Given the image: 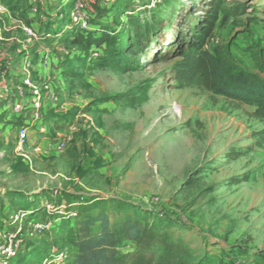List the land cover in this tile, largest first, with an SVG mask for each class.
<instances>
[{
  "label": "rangeland",
  "instance_id": "1",
  "mask_svg": "<svg viewBox=\"0 0 264 264\" xmlns=\"http://www.w3.org/2000/svg\"><path fill=\"white\" fill-rule=\"evenodd\" d=\"M145 1L132 3L138 8ZM0 2L12 22L2 18L11 29L2 31L0 54L14 38L21 39L20 45L37 54L27 59L32 74H41L36 84L52 89L43 102L40 123L45 132L39 130L51 142L47 154L31 148L33 137L24 148L28 159L17 149L18 134L0 140V242L6 234L3 222L13 212L31 210L37 222L51 225L43 234L25 237L17 264H63L52 243L62 248L79 218L100 210L119 220L115 213L120 204L160 223L178 222L174 232L208 264H264V125L250 117V108L197 87H179L171 75L179 59L150 64L142 58L143 67L126 74L97 67L104 48L86 50L69 32L120 30L127 14H119L124 10L119 0ZM222 4L225 13L210 48L227 47L242 67L259 73L264 0ZM78 13L81 18L75 22ZM178 22L180 18L172 22L170 35L180 28ZM24 27L34 28L36 39L30 40ZM13 43L18 44L16 39ZM37 52L52 58L47 69L34 68ZM0 78L6 87L5 75ZM127 93L140 102L130 107L116 99ZM13 96L5 94L8 101ZM61 143L63 151L57 149ZM230 152L239 155L228 157ZM58 248L54 252L63 250ZM246 251L259 256L245 262Z\"/></svg>",
  "mask_w": 264,
  "mask_h": 264
},
{
  "label": "trees",
  "instance_id": "2",
  "mask_svg": "<svg viewBox=\"0 0 264 264\" xmlns=\"http://www.w3.org/2000/svg\"><path fill=\"white\" fill-rule=\"evenodd\" d=\"M119 1L124 9L119 14H127V23L120 30L104 27L97 34L69 32L71 39L86 50L104 48L97 67L126 74L141 69L142 58L150 59V64L179 59L171 70L179 87H197L238 107H248L250 117L264 125V62L259 59V73L252 72L242 67L227 47L209 46L220 15L225 13L222 0H191L190 6H185L187 0H149L138 8L136 2L132 3L134 0ZM128 1L134 6L132 11L128 10ZM178 18L180 28L170 35L172 22ZM185 27L186 32L182 30ZM49 32L47 29L45 34ZM116 99L130 107L140 102L128 93ZM128 207V204L118 206L117 221L109 218L107 210L83 219L79 216L76 228L68 232L62 248L56 247H60L57 242L52 243L54 248L70 250L63 264H208L207 258H197L196 250L174 232L181 226L178 222L160 223L158 218L125 210ZM245 254L248 255L245 262L259 256L251 251Z\"/></svg>",
  "mask_w": 264,
  "mask_h": 264
},
{
  "label": "built area",
  "instance_id": "3",
  "mask_svg": "<svg viewBox=\"0 0 264 264\" xmlns=\"http://www.w3.org/2000/svg\"><path fill=\"white\" fill-rule=\"evenodd\" d=\"M5 16L9 18L8 8L0 2V22H2V18ZM73 17V21L75 22H78L79 18H81L80 13L73 15ZM80 25L82 26V24ZM83 26L85 27V24H83ZM24 31L30 40L36 39L37 35L34 28L24 27ZM51 61L52 58L50 56L43 54L40 57L41 68L44 70L47 69ZM31 70L32 64L26 59L24 61L21 82L15 84L11 90L7 89L0 92V101L14 102L15 100H26L27 107L29 106L31 109V119L29 124L21 127L18 131L17 149L26 159H28V156L26 155L24 148L28 146L30 142V127L37 126V124L42 121L43 102L52 92V89L48 84H43V86H38L36 84V79L39 75L35 77ZM9 92L14 95L13 99L10 101L7 99L8 96L5 98V94ZM12 110L15 114H22L25 111V106L19 103L13 104ZM40 131L44 133L45 129L41 127ZM64 147L65 145L61 143L57 146V149L63 151ZM3 223L6 224V234L4 240L0 242V264H17L20 256L24 253L25 237L29 236L32 238L36 236V234H43L45 231L49 230L51 226L37 222L33 216V212L29 210L13 212ZM28 246L30 247V245ZM54 249L56 248H52L53 253L56 255V252H58V258L62 259L63 257V261H66L69 258L70 250L68 248L61 251L57 250L55 252Z\"/></svg>",
  "mask_w": 264,
  "mask_h": 264
},
{
  "label": "crops",
  "instance_id": "4",
  "mask_svg": "<svg viewBox=\"0 0 264 264\" xmlns=\"http://www.w3.org/2000/svg\"><path fill=\"white\" fill-rule=\"evenodd\" d=\"M10 19L5 16V21H8V25L12 24ZM21 24V23H20ZM2 29L0 28V41L4 40L2 37V33L5 31H9L11 27L7 28L6 22L4 23L2 21ZM3 31V32H2ZM14 39L18 42L16 45L14 42ZM12 40V43L6 44L10 45L8 47V50L4 54H0V61L4 62L0 67H2L1 71H5V73L0 72L1 75H5L6 79L5 82L7 85H10L11 88L15 85L21 82L22 76H23V68H24V61L26 59H30L32 55L33 57H36L37 54L34 50L27 49V46L20 45L21 39L14 38ZM14 46V47H13ZM10 50V51H9ZM38 53V52H37ZM36 54V56H35ZM39 60H34V62L39 63L34 68L42 69L40 65V55L38 53ZM4 69V70H3ZM40 71V70H39ZM58 69H55V73L58 75ZM3 73V74H2ZM38 75H41L40 73ZM37 75V76H38ZM2 79V78H0ZM3 87V85H0V92H3L4 90H7L8 86ZM53 98V97H52ZM21 104L25 106V111L22 114H15L13 113L12 107L13 104ZM14 114V116H13ZM12 119V120H11ZM31 119V109L29 106L27 107V101L26 100H15L14 102H7V101H0V140L8 138L10 135H17L18 131L21 127L26 126L29 124V121ZM43 123H38L37 126L30 127V137L34 138L35 141L31 144V148L35 151L39 152L41 149L44 150V153H48L50 150L51 142H46L43 137V135H40V128L43 127ZM44 128V127H43Z\"/></svg>",
  "mask_w": 264,
  "mask_h": 264
}]
</instances>
